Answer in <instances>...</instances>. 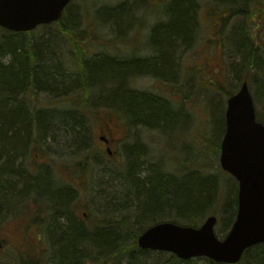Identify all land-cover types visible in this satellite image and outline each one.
Masks as SVG:
<instances>
[{
    "label": "trees",
    "instance_id": "obj_1",
    "mask_svg": "<svg viewBox=\"0 0 264 264\" xmlns=\"http://www.w3.org/2000/svg\"><path fill=\"white\" fill-rule=\"evenodd\" d=\"M215 1L223 6H233L250 4L256 0ZM194 4H198L196 0H171L169 3V12L176 11L175 19L172 21L169 16V25L157 31L161 34L159 42H163V56L150 62L157 74L169 78V73L174 71V52L180 44L187 45L192 40L196 25ZM113 13L120 17L128 14V11L120 7ZM74 20V13L67 9L64 18L53 24L57 27L56 36L65 37L78 59L79 72L71 81H63L61 78L62 71L65 70L64 61L60 60V53L51 47L53 38L37 39L36 32L17 34L0 28V219L5 222L9 218H19V209L24 208V216L29 217L28 221L37 226L41 234L44 232L49 242L48 248L46 246V249L36 251V255L34 251H23L25 257L17 255L16 262L190 263L193 260L184 262L174 255L143 251L138 248L137 240L148 228L160 222L169 221L197 228L209 215H217L220 185L215 176L195 171L187 174L189 176L185 180L184 176L161 173L156 164L148 159L143 160L144 155L137 153L135 147L132 152L127 153V168L125 167L124 172L126 193L122 196H126V201L123 203L121 198H106L98 214H87L91 225L76 213L73 197L76 194V199L79 197L81 182L75 185L72 178L80 179L84 172L94 170L90 164L92 156V160L100 159L101 162L106 159L105 152L101 149L92 150L86 155L90 144L95 142L92 132L94 120L88 116L97 117L100 114L98 110H94L97 103L105 101L118 106L117 118L123 122H142L143 125L139 123L141 127L160 129L169 126V115L174 114L175 110H168L165 108L166 103L154 96L124 86V77L129 72L149 69L146 63L127 64L122 62V58L108 54H102L96 60H85L80 43L86 38V33L70 28L69 24L72 26ZM244 41L246 43L245 38ZM257 51L258 49L250 47L241 53L247 58H254ZM59 62L63 68H60ZM70 76H73L71 72ZM103 77L112 79L106 85L109 91L106 96L102 89L104 86L96 84ZM56 80L69 83L73 92L77 93L80 100L76 109L57 115L54 114L55 110L32 107L30 101L22 97L26 92H34L40 88L47 93L56 94L57 90L59 92ZM120 82L122 85L118 84ZM24 100L28 103L27 110L22 105ZM258 120L264 123L260 113ZM221 122L220 130L223 135L226 124L224 116ZM62 131L77 140L72 148L76 147L77 151L84 148L77 156L73 153L69 159H63L66 162L63 168L69 178L57 177L55 167L49 164L31 167L29 163L36 147L41 146L45 151L48 141H54L55 136ZM222 209L226 214L225 226H232L238 212L237 196L228 198ZM29 253L36 257H28ZM150 255L158 258L150 259ZM198 259L205 260L207 264H216L206 258ZM243 263L264 264V245L248 250L241 264Z\"/></svg>",
    "mask_w": 264,
    "mask_h": 264
},
{
    "label": "rangeland",
    "instance_id": "obj_2",
    "mask_svg": "<svg viewBox=\"0 0 264 264\" xmlns=\"http://www.w3.org/2000/svg\"><path fill=\"white\" fill-rule=\"evenodd\" d=\"M167 2L170 3L171 0H78L69 8L75 15L72 26H69L86 33V38L80 43L85 58L96 60L102 54L124 58L125 45L115 38L138 32L137 20L135 26L128 28L132 22V12L138 10L148 13L143 17L145 19L141 29L151 32L156 25L159 29L165 26L163 10ZM196 2L199 4H194L196 25L193 38L187 45L180 44L174 52V71L169 73V84H159L151 78L152 75L145 73L137 74L128 85L131 89L169 100V109L175 110L174 114L169 115V126L160 129L123 122L117 118L118 106L105 101L97 103V107H94V110L100 113L97 117L88 116L94 120L92 132L95 142L90 144L86 155L95 149L106 153L108 146L100 140L101 136H105L111 142L112 157L101 162L100 159L92 160L94 156L91 155V161L88 159L93 165V172L86 171L81 180L78 177L74 179L75 185L81 182L80 195L75 199L76 210L81 218H85L84 213L98 214L106 198H121L123 203L126 201V196H122L126 193L124 172L125 167L127 168V153L136 147V152L144 155L142 159L156 164L161 173L177 176L185 174V180L189 171L215 176L220 185L217 208L219 223L215 230L221 240L229 233L231 225L226 227L224 224L226 214L222 205L231 196L236 195L238 198L239 184L220 166L218 145L223 141L226 125L224 132L222 131L223 135L220 126L222 117L225 118L229 95L237 92L245 80H248L257 114L260 113L264 117V0L233 6H223L215 0ZM123 3L128 4L125 8L128 14L120 18L113 12ZM152 9L155 11L149 13ZM175 13L176 11L169 12L172 21L175 19ZM216 13L219 16L214 17ZM56 29L53 25L41 27L36 31L35 38H53L51 47L60 53V60L64 61L65 70L62 71L61 78L63 81H71L79 72L78 59L65 37L56 36ZM250 47L258 49L254 58H247L241 53ZM106 80L103 77V80L96 84L106 86L112 79ZM67 86L66 94L60 97L41 90L26 92L22 97L30 101L32 107L55 110L54 114L61 115L63 111L76 109L80 100L69 83ZM60 92L59 90L58 94ZM103 92L105 96L109 93L107 88ZM76 141L65 131L58 133L54 141H48L46 152L41 146L36 147L29 159L31 167L42 163L56 166L57 177L69 178L65 168L59 164L62 163L61 160L69 159L71 154L77 156L78 152L84 150L82 148L77 151L76 147L72 148ZM68 174L71 175L70 172ZM31 202L30 200L29 203ZM24 210L26 209H19V219L9 218L5 222L0 219V238L4 243L3 249L0 250V264H17V255L25 257V250L34 251L36 255V251L46 249L42 234L28 221L29 217L24 216ZM85 220L91 225V219L86 217ZM181 223L185 224L183 221ZM33 255L29 253L28 257H36ZM153 257L154 255L149 256L150 259ZM183 264L207 262L194 259Z\"/></svg>",
    "mask_w": 264,
    "mask_h": 264
},
{
    "label": "water",
    "instance_id": "obj_3",
    "mask_svg": "<svg viewBox=\"0 0 264 264\" xmlns=\"http://www.w3.org/2000/svg\"><path fill=\"white\" fill-rule=\"evenodd\" d=\"M73 1L0 0V27L14 33L32 32L61 20ZM220 164L239 183L238 214L227 237H217L218 218L211 216L200 228L158 224L139 237L140 249L168 252L183 261L203 257L238 264L245 251L264 244V124L257 121L247 83L228 100Z\"/></svg>",
    "mask_w": 264,
    "mask_h": 264
},
{
    "label": "flooded vegetation",
    "instance_id": "obj_4",
    "mask_svg": "<svg viewBox=\"0 0 264 264\" xmlns=\"http://www.w3.org/2000/svg\"><path fill=\"white\" fill-rule=\"evenodd\" d=\"M123 7L126 8V6ZM164 7H165V12L163 11V14H165L166 17L169 18V4H164ZM137 12L139 11L137 10ZM144 16L146 15H142L141 11L139 13H136L135 19L139 22L138 32L131 33V35L127 33L122 38L119 37V40L121 43H124L125 45V47L123 48V53L126 56L122 58L123 63L134 64L136 62H143L147 64V67L149 69L131 71L124 77L125 79L124 81L128 80L131 84V79L135 77L137 74L147 73L149 75H152L151 78H153L155 82H158L159 84L161 83L169 84L167 83L169 82V78L157 74L154 68L152 67V65H150V62L154 60H158L163 56V50L161 48V43L163 42H159L161 34L157 33L158 30H156V28H153L151 32L150 31L144 32L141 29L142 22L145 19L143 18ZM149 96H154L155 98H158L159 100L165 102L166 103L165 108L169 110V100L167 101L166 99L153 94H149Z\"/></svg>",
    "mask_w": 264,
    "mask_h": 264
},
{
    "label": "bare ground",
    "instance_id": "obj_5",
    "mask_svg": "<svg viewBox=\"0 0 264 264\" xmlns=\"http://www.w3.org/2000/svg\"><path fill=\"white\" fill-rule=\"evenodd\" d=\"M85 60H88L87 58L85 59ZM77 72H78V70H77ZM57 82H56V87H57V89H58V87H59V90L61 91L60 92V94H58V97H60V96H63V95H65L66 94V92H67V88H68V86H67V84L66 83H64L63 81H61V80H56ZM130 84V82L127 80V81H124V86L125 87H127L128 85ZM120 85H122V83H120ZM99 86H104V87H102V89H106L107 87L103 84V85H99ZM56 89V90H57ZM39 90H41L42 92H45V89H43V88H40ZM57 93H58V90H57ZM56 93V94H57ZM22 105H23V108L25 109V110H27L28 109V103H27V101H23V103H22ZM132 122H133V120H132ZM139 123H141L142 125H143V123L142 122H139ZM139 123H132V124H134V125H140ZM104 145H106V146H108L107 148H106V153H105V157H106V159L107 158H111L112 156V150H111V142L109 141V139L108 138H106V141H105V143H104ZM190 173L192 172V171H189ZM189 172H187L186 173V175L187 174H189ZM185 175V174H184ZM184 175H182V176H184ZM42 237L43 238H45L46 237V235L44 234V232L42 233Z\"/></svg>",
    "mask_w": 264,
    "mask_h": 264
}]
</instances>
